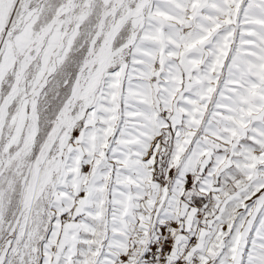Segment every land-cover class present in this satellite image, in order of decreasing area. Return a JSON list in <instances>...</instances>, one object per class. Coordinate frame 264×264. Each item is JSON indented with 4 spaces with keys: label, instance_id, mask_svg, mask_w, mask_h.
<instances>
[{
    "label": "snow or ice",
    "instance_id": "snow-or-ice-1",
    "mask_svg": "<svg viewBox=\"0 0 264 264\" xmlns=\"http://www.w3.org/2000/svg\"><path fill=\"white\" fill-rule=\"evenodd\" d=\"M0 264H264V0H0Z\"/></svg>",
    "mask_w": 264,
    "mask_h": 264
}]
</instances>
